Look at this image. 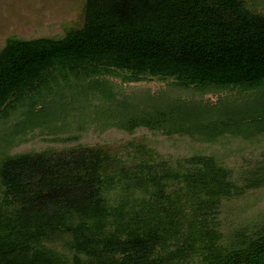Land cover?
<instances>
[{
	"label": "trees",
	"instance_id": "obj_1",
	"mask_svg": "<svg viewBox=\"0 0 264 264\" xmlns=\"http://www.w3.org/2000/svg\"><path fill=\"white\" fill-rule=\"evenodd\" d=\"M153 79L167 87L122 89ZM112 129L129 140L94 138ZM141 129L170 139V158ZM0 264H264V15L85 0L61 37H8Z\"/></svg>",
	"mask_w": 264,
	"mask_h": 264
},
{
	"label": "rangeland",
	"instance_id": "obj_2",
	"mask_svg": "<svg viewBox=\"0 0 264 264\" xmlns=\"http://www.w3.org/2000/svg\"><path fill=\"white\" fill-rule=\"evenodd\" d=\"M244 2L246 7L253 12L264 15V0H244ZM84 4L85 0H0V48L10 36L25 39L41 36L61 37L69 29L81 27L84 19ZM115 80L119 81L118 79ZM166 87L167 85L165 82L156 79L122 85V89L128 94H132V92L141 94V92L145 93L146 91L153 94L157 91H163ZM195 95L197 94L195 93ZM183 96L190 97V94L184 92ZM196 98H198V96H196ZM204 98L210 102L216 100V96L211 93L205 94ZM141 133H146V138L152 143L151 146L155 147L163 158H170V139L164 136L151 134L143 129L135 133V137H139ZM92 137L93 135L91 138ZM94 138L102 143H111L117 138L119 141L129 140V136L126 133L115 129L105 130L103 134L99 132V136ZM94 138L92 139L94 140ZM121 143L117 144L120 145ZM188 143L187 141H182L178 143V146L181 145L184 149L178 147L174 149L186 151L189 147ZM24 144L22 145L23 148H32L33 146L41 145L42 141L33 138L32 141L30 140L28 143ZM117 144H113V147L120 150V146ZM236 146L237 143L232 142V144L228 146V150L235 151ZM225 151L226 149L223 150V146H221L220 152L222 153Z\"/></svg>",
	"mask_w": 264,
	"mask_h": 264
}]
</instances>
